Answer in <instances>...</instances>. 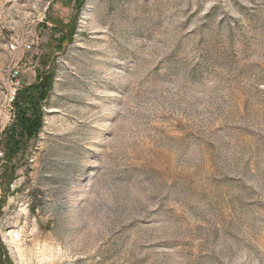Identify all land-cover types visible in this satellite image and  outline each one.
Wrapping results in <instances>:
<instances>
[{"label": "rangeland", "instance_id": "374dc122", "mask_svg": "<svg viewBox=\"0 0 264 264\" xmlns=\"http://www.w3.org/2000/svg\"><path fill=\"white\" fill-rule=\"evenodd\" d=\"M0 264H264V0H0Z\"/></svg>", "mask_w": 264, "mask_h": 264}, {"label": "trees", "instance_id": "16d2710c", "mask_svg": "<svg viewBox=\"0 0 264 264\" xmlns=\"http://www.w3.org/2000/svg\"><path fill=\"white\" fill-rule=\"evenodd\" d=\"M45 84H47V82H45ZM46 86L47 85H43V88L40 89V93H42L43 91L46 90ZM29 96H25V94L20 98V101L16 103V105H18L20 103V105L17 107V111H18V128L21 130L19 133V135H17L18 137H21L23 140L24 138H30L33 136L34 133H36V127L38 128V118L36 116V111L37 109L35 108L37 106V104L39 103V99H34V101L32 103H29ZM39 115V114H38ZM17 133V134H18ZM17 138L15 137L13 140V150L15 149L17 152V149L20 144V142H18L16 140ZM9 144V141H7V146ZM14 152V151H13Z\"/></svg>", "mask_w": 264, "mask_h": 264}, {"label": "built area", "instance_id": "2783aa9c", "mask_svg": "<svg viewBox=\"0 0 264 264\" xmlns=\"http://www.w3.org/2000/svg\"><path fill=\"white\" fill-rule=\"evenodd\" d=\"M11 47H12L13 49L15 48L14 45H12ZM15 76H17V72H16V74L14 75V77H15ZM16 94H17L16 90H14V91L11 93V97H10V100H11V101H14V100L16 99Z\"/></svg>", "mask_w": 264, "mask_h": 264}]
</instances>
